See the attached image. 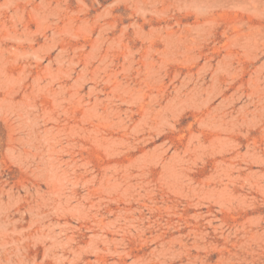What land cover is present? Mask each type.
Returning a JSON list of instances; mask_svg holds the SVG:
<instances>
[{
    "label": "rangeland",
    "instance_id": "1",
    "mask_svg": "<svg viewBox=\"0 0 264 264\" xmlns=\"http://www.w3.org/2000/svg\"><path fill=\"white\" fill-rule=\"evenodd\" d=\"M0 264H264V0H0Z\"/></svg>",
    "mask_w": 264,
    "mask_h": 264
}]
</instances>
